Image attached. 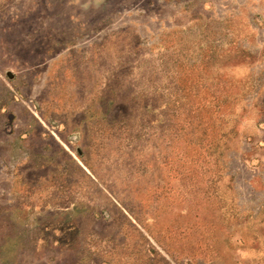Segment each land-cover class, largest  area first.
<instances>
[{
  "label": "rangeland",
  "instance_id": "rangeland-1",
  "mask_svg": "<svg viewBox=\"0 0 264 264\" xmlns=\"http://www.w3.org/2000/svg\"><path fill=\"white\" fill-rule=\"evenodd\" d=\"M0 264H264V0H0Z\"/></svg>",
  "mask_w": 264,
  "mask_h": 264
},
{
  "label": "bare ground",
  "instance_id": "bare-ground-1",
  "mask_svg": "<svg viewBox=\"0 0 264 264\" xmlns=\"http://www.w3.org/2000/svg\"><path fill=\"white\" fill-rule=\"evenodd\" d=\"M79 162V161H78Z\"/></svg>",
  "mask_w": 264,
  "mask_h": 264
}]
</instances>
